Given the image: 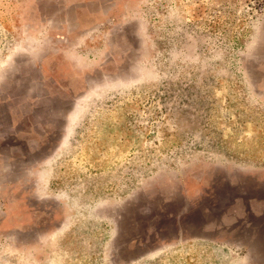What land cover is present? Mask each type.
Segmentation results:
<instances>
[{
	"label": "rangeland",
	"instance_id": "1",
	"mask_svg": "<svg viewBox=\"0 0 264 264\" xmlns=\"http://www.w3.org/2000/svg\"><path fill=\"white\" fill-rule=\"evenodd\" d=\"M69 1L0 28V264H264V0Z\"/></svg>",
	"mask_w": 264,
	"mask_h": 264
},
{
	"label": "crops",
	"instance_id": "2",
	"mask_svg": "<svg viewBox=\"0 0 264 264\" xmlns=\"http://www.w3.org/2000/svg\"><path fill=\"white\" fill-rule=\"evenodd\" d=\"M39 1L41 0H0V28L7 33L15 35L30 33L34 35L50 34L60 36L61 34H64L66 32L65 26L63 25L66 23L65 20L58 27L53 26V24L57 23V19L65 18L66 16H68L70 20V5L66 7V9H60V11H57L55 3L62 2L64 4H69L70 1L45 0V3H54V11H42L39 9V11H28L27 14H25L23 10V5L25 3H39ZM62 12L64 14L63 16H61ZM14 20H20L18 27L14 25ZM44 24H50L51 26L48 30H45ZM25 28H27L26 32ZM28 29L30 30L28 31ZM61 69L64 72L63 74H65V68L63 67ZM209 240L210 242H217V239L215 240V238H213V240L210 238Z\"/></svg>",
	"mask_w": 264,
	"mask_h": 264
}]
</instances>
